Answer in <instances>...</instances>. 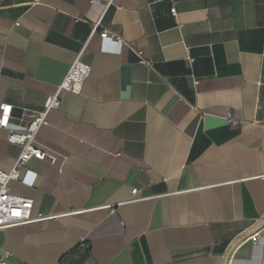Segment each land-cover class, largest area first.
Here are the masks:
<instances>
[{
  "label": "crops",
  "instance_id": "1",
  "mask_svg": "<svg viewBox=\"0 0 264 264\" xmlns=\"http://www.w3.org/2000/svg\"><path fill=\"white\" fill-rule=\"evenodd\" d=\"M106 1L0 0V169L20 152L9 131L76 57L90 68L36 134L56 161L10 182L45 218L0 230V258L264 264V237L245 239L264 220V0Z\"/></svg>",
  "mask_w": 264,
  "mask_h": 264
},
{
  "label": "built area",
  "instance_id": "2",
  "mask_svg": "<svg viewBox=\"0 0 264 264\" xmlns=\"http://www.w3.org/2000/svg\"><path fill=\"white\" fill-rule=\"evenodd\" d=\"M33 2L38 3L40 0H33ZM112 3L113 0H107L105 6L108 7ZM171 13H174V8H171ZM98 25L97 22L90 25L91 33L96 31ZM99 36L103 40H113L119 47L126 44L119 37H114L105 30L100 32ZM136 54L139 57L140 63H148L142 58L141 51H137ZM89 71V65L82 62L79 57H76L71 63L64 79L57 86L56 91L45 100L42 109L37 112L26 113V125L22 130L12 129L9 131L7 141L19 146L20 152L8 171L0 169V230L32 223L45 218L41 214H32L33 199L11 193L10 182L19 181L22 184L32 186L35 182L36 173L24 168L27 161L30 159L47 160L49 163L56 161L55 154L41 148L35 143L36 134L39 128L46 123L48 112L52 108L59 106V93L61 91L78 93L83 81L89 75ZM10 113L11 106L2 103L0 105V127H7L9 125ZM227 120L229 122H235L229 114ZM136 191L137 189H132L131 194L134 195ZM261 236L264 237V220L260 227L248 234L245 239L256 243ZM0 264L16 263L8 260L4 256L0 258Z\"/></svg>",
  "mask_w": 264,
  "mask_h": 264
}]
</instances>
